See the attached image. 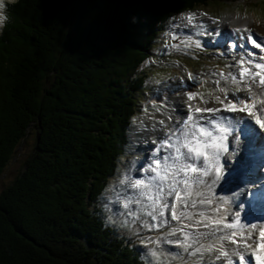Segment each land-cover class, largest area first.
Listing matches in <instances>:
<instances>
[{
	"label": "trees",
	"instance_id": "trees-1",
	"mask_svg": "<svg viewBox=\"0 0 264 264\" xmlns=\"http://www.w3.org/2000/svg\"><path fill=\"white\" fill-rule=\"evenodd\" d=\"M221 1L7 5L0 177L29 131L38 137L25 170L0 195V264H143L99 206L126 152L138 98L148 90L138 69L172 18Z\"/></svg>",
	"mask_w": 264,
	"mask_h": 264
},
{
	"label": "rangeland",
	"instance_id": "rangeland-1",
	"mask_svg": "<svg viewBox=\"0 0 264 264\" xmlns=\"http://www.w3.org/2000/svg\"><path fill=\"white\" fill-rule=\"evenodd\" d=\"M15 1L16 0H0V17L3 16L4 19H6L7 5L13 4ZM190 13L196 14V23L203 22L208 26L209 31L214 28L218 29L220 35L223 34L226 37L227 32H225L224 26L232 24L237 18L242 19V21L248 20L254 23L252 25L263 27L264 0H223L220 3H211L202 8H197L193 12H185L183 15ZM181 16L182 15L176 16L168 22L171 23L170 26L166 28L165 31L160 32L150 57L138 69L139 74L147 75V81L145 82L147 83L146 87H148V90L143 92L138 98V115L133 117L134 121L132 124L137 128L134 129L132 133L130 130V142H128L124 154L125 157L135 156L138 158V166L135 172L132 173V178L129 183L136 182L138 178L137 172L144 174L142 170H138L147 157L144 156V154L148 155L152 147L156 148V146L151 144L147 147L144 140L140 141L137 139L138 141H136L135 139V136L139 134H141V136H146L145 138L152 137L153 135L152 131L148 130L150 127V124H148V116L162 114L165 109H162V111L158 113L152 107V104L156 103L160 105L162 103L160 98L165 93L168 94V99L171 101V89L180 84L181 80L190 82V80H188L189 73L200 79L212 74H218L219 76L227 70V68L225 70L221 69L215 62L214 58H217L216 54L211 53V51H205L206 48L210 47L207 45V40L210 37L203 39L202 37L193 35L192 38H194V40L199 38L202 42L204 41L203 47L201 49H195L187 46L185 43L187 34L191 32L192 29L175 27L177 24L186 23V21H181ZM232 33L233 30L227 37H231ZM239 36H242V34ZM260 36L264 37L261 34ZM260 43H262V41ZM262 44L264 45V43ZM248 45H251V43H248ZM233 51L234 50H231L232 53H236ZM258 58L259 57H253L252 61L258 63L259 61H256ZM231 65L232 64H230V66ZM239 75L241 76V74ZM11 83L10 80L9 86ZM191 84H193L192 81ZM201 87L204 88V85L201 84ZM201 87H191L190 91H200ZM203 93L207 95L211 92L205 89ZM241 93L242 94H238L237 92L241 97L246 96L244 92ZM7 95L10 101V89L7 90ZM259 98L260 102L263 101L260 96ZM254 101L255 104L260 103L256 102V97H254ZM262 104L263 103H261V105ZM145 108H147V112L144 111ZM170 109L169 107L166 110L170 111ZM147 131H149L150 134H145ZM177 135H179L178 132ZM154 136L159 138L161 135ZM37 137V131L33 128L29 131L25 140L16 148L13 160L10 161L0 177V195L4 191L6 192L25 170L26 161L35 152ZM168 151L169 150H166V152ZM192 155L194 156L195 154ZM197 160H199L198 163H201V158ZM197 160H195V162ZM181 162L183 163V160ZM120 164L121 166L119 167L122 169L125 166V162L120 160L119 165ZM173 173H175L176 180L180 181V183L175 184V192L170 193V189L165 187L163 193L158 197L156 190L154 188L151 189L150 195L153 199H158L160 209L163 211V215H157L156 222H153L151 218H144L148 221L149 225H155V228H151V230L141 226V223L145 221L143 219V213H140L139 221L133 216L134 208L137 205L135 197L140 192L139 189H133L129 185L119 186L114 189L113 193L104 196L101 201H99V206L106 216L108 225L117 227L123 237L131 240L133 243L130 244H134V246L142 252L147 264H207L208 254L203 253V247H207L211 244L209 242L210 239L213 240L212 245L218 247L216 242L220 239L218 240L214 235L211 238L199 237L201 245L203 246L201 247V253L204 255L203 260L200 259L201 253L189 255L183 252L182 244H193V248L189 249L190 252H193L197 246L193 241L198 233H216L218 230L224 229V226L229 224L228 217L231 215L227 212V207L222 208L220 202L217 200L216 197L219 196L218 190L215 188L209 190V177L204 176L202 172L199 171L195 174L192 173L193 175L188 174V168H184L183 171L170 169L168 173L169 177H171ZM120 174L121 172L119 170L114 177L118 178ZM163 174L164 173L161 172V175ZM186 177H188L187 180H184ZM239 178L242 179V176H238L237 183H234L233 186L239 183ZM165 183L167 184L168 182L166 181ZM217 186L219 187V185ZM230 186H227L225 189L231 188ZM146 201L151 203V201H148L147 197ZM201 201H204V203H201ZM208 201H211V203ZM125 202H127V207H124ZM246 204V200L238 203L239 207L244 209L246 219L264 220L262 195L255 198L251 205L247 206ZM173 208L178 217L175 220L171 218L173 215ZM189 216H191V219L188 218ZM229 219L231 220L233 218L229 217ZM241 220H244L243 212L241 213ZM217 221H220V223H217ZM262 222L264 223V221ZM145 229L148 231H143ZM173 229H176L175 234L169 235ZM185 237H187V240H185ZM177 252H180L181 255L178 256ZM254 257L255 256L246 257V262L250 259L253 261L251 264H254L256 262Z\"/></svg>",
	"mask_w": 264,
	"mask_h": 264
},
{
	"label": "snow or ice",
	"instance_id": "snow-or-ice-1",
	"mask_svg": "<svg viewBox=\"0 0 264 264\" xmlns=\"http://www.w3.org/2000/svg\"><path fill=\"white\" fill-rule=\"evenodd\" d=\"M206 15V14H204ZM4 17H0L3 20ZM181 21H186L183 24H177L175 27L179 28H191L192 31L187 34V39L185 43L190 48L201 49L203 47V42L199 39L192 40V36L196 37L208 36L207 45L214 48H219L227 44L223 37L220 36L218 29L208 30V26L203 22L196 23V14L190 13L187 15H182L180 17ZM211 19V18H210ZM215 23V21H214ZM235 33L239 34L241 30L239 28L234 30ZM246 32L249 30H245ZM245 40H251V36L242 37L234 36L232 42L228 47V51L235 49L238 45L236 41H239V47L241 49L242 55L247 57V63H252L253 53L249 48L246 47ZM255 43V41H252ZM264 43V41H262ZM256 48H261V44L255 43ZM264 52V49H261ZM260 61H264V55L259 56ZM239 64L245 63V61H238ZM255 68L264 70V63H255ZM249 72L245 69V73ZM252 80L259 76V72L250 73ZM188 80L198 81V77H194L191 73L188 74ZM232 82H236V77L232 76ZM219 84V81H216ZM264 83V81H261ZM230 89L227 87H219L207 95L197 91H190L187 86L181 80V83L176 85L171 89L172 99L169 101L168 94L165 93L160 99L162 103L157 105L152 104V107L156 112H161L167 118L168 121L175 119L176 124L173 128H169L166 124L165 119L159 120L160 129H157L156 124L153 123L149 127V131H160L162 136H160L158 147L151 150V162L148 163L145 171H150L155 173L153 176L145 177L144 179L137 178L136 183H142L144 185L143 191H140L135 197L137 203L140 204V208L133 213V215H138V213H143L147 217H151L153 220L156 219L157 215H163V211L160 209L158 199H153L150 195L151 189H155L157 196L163 193L165 187H168L171 192L176 191L175 184L180 183L176 180L175 173L169 177L168 173L170 169H176L177 171H183L185 167L190 168L193 173L197 172V168L193 167L191 163H182L181 161H195L199 158H203L204 167L203 175L209 177L208 187L209 190L215 188L222 180L230 173H236L241 171L244 175L249 177L248 183L239 188L237 191L230 193V195H219L217 200L221 205L227 206L226 210L230 213L231 217L235 220V223H229L226 225L229 229H237L235 232H229L219 237L220 240L224 242L231 241L233 236L240 235L241 239H244V230L247 225L240 223L241 213L243 212L244 219L248 221L250 227H247L249 235L247 237L248 243L240 244L237 247H232L229 244L225 247L221 244L219 247H214L209 244L207 247L201 245L199 237L211 238L215 233H198L193 243L197 245L193 252L189 249L193 248V244L183 243L182 251L188 253L189 255H194L195 253H201V247H203V253H207V264H217L218 261H223L224 264H244L246 261V256L248 255V249L252 247V236L251 232L257 228V224L245 218V211L242 207L238 206V202L243 196L247 202V206L251 205L257 195H264V123L256 121L259 127L255 126V131L250 134L249 130L245 124L246 117H229L222 116L216 117L215 120L212 118L204 117L203 113H216L221 112V108L218 105L223 106V110L227 113H244L246 111L245 107H237L233 100H236L240 105H244L247 96L241 97L233 95L232 99H228ZM237 92L240 91L239 87L236 89ZM219 93V94H217ZM223 94V95H221ZM227 100V103L225 101ZM213 106L209 107L208 105ZM171 108L172 113H177V109L181 114H187L186 118H182L180 114L173 116L167 111V108ZM147 112V108L144 109ZM205 120L206 126H200V121ZM216 130L218 131V136H213V132L208 130V126L213 125L216 121ZM177 131L179 135H177ZM253 136L261 137L262 139H253ZM200 139L203 144L200 148L193 147L195 140ZM230 140V143H229ZM144 143H156V139L151 137L145 138ZM172 149L168 151L166 155H160L161 150L165 147ZM182 149H187L186 152H182ZM205 149L209 151H205ZM231 149V150H230ZM193 152L195 155L193 156ZM223 160V163L221 161ZM159 169V170H158ZM161 172L164 174L161 175ZM255 175L260 177L259 180H251V177ZM147 180V183L145 182ZM168 182L167 184L165 182ZM169 193V194H170ZM221 193H223L221 191ZM147 197L148 201L151 203H145L141 198ZM183 202V201H182ZM211 203V201H208ZM204 203V201H201ZM235 205V210H232V205ZM127 207V206H126ZM172 219L175 220L178 217L175 214V209L173 208ZM191 219V216L188 217ZM220 223V221H217ZM141 226L151 230L155 228V225H149L148 221L145 220L141 223ZM176 229H173L169 235H174ZM264 235V232L261 233ZM187 240V237H185ZM201 253L200 259H204V255ZM180 256L181 253L177 252ZM247 264H251V260L247 261Z\"/></svg>",
	"mask_w": 264,
	"mask_h": 264
},
{
	"label": "bare ground",
	"instance_id": "bare-ground-1",
	"mask_svg": "<svg viewBox=\"0 0 264 264\" xmlns=\"http://www.w3.org/2000/svg\"><path fill=\"white\" fill-rule=\"evenodd\" d=\"M252 24H254V23L250 22L248 20L242 21V19L237 18L236 20L233 21L232 24L225 25L224 28L226 30L225 32H227V36L230 35L232 30H233V32H235L234 30L237 28H239L241 30L239 35L242 34V37H247L250 35L251 40H245V42L247 44L246 47L251 48V51L254 53V57L257 58L259 50H258V48L255 47V43L261 44V46H263V49H264V45L262 43H260L261 41H264V37L260 36V34L264 36V25H263V27H260L259 25L256 26V25H252ZM245 30H249V31L246 32ZM237 35L238 34L236 33L235 36H237ZM252 41H255V43H253ZM236 43L239 45V41H236ZM248 43H251V45H248ZM256 61H259L258 63H264V61H260L259 58ZM245 69L249 70V72L247 74L245 73ZM251 72H259L260 73L259 76L255 77L256 81L254 80V82H257V84L259 85L260 88H264V83H261V81H264V70L255 68V62H253V61L250 64H246L245 68H243L242 71H240V74H241L240 77L243 79H245V78L249 79L251 82L252 81L251 80L252 77L250 75ZM242 82H243V80H242ZM217 94H219V93H217ZM238 94H242V93H238ZM238 94H237V92H229L228 99H232L233 95L239 96ZM221 95H223V94H221ZM225 103H227V100L225 101ZM233 103H236L238 108L239 107H245L246 111L244 113H227L226 111L223 110L222 105H218V107L221 108V112L216 113L215 115H213L212 113H203L201 115H203L204 117H207V118H212L214 120L216 117H222V116H229V117L244 116V117H246L245 124H246L247 128L250 129L251 126H253V124L255 123V120H257L260 116H263V114H264V109H263L264 104H262L263 106L261 105V103L255 104L254 101L252 99H250L249 97H248V99H246L244 105H240L236 100H233ZM208 106L211 107L213 105L209 104ZM169 113L172 114L173 116H175L176 114H180L182 116V118H186L185 116L187 115V114L179 113L178 109H177V113H172L171 109H170ZM160 119H165V122H166V124H168L169 128H173L176 124L175 119H173L172 121H168L167 118L163 115V113L162 114L149 115L148 116V124H150V126H151L153 123H155L157 129H160L161 125H159V123H158ZM261 121H262V123H264L263 117L261 118ZM217 123H219L218 120L213 125L208 126V130L213 132V136L219 135L218 131L216 130V124ZM200 126H206V121L201 120ZM136 128H137L136 126L132 125V130H134ZM152 133H153V135L151 138L156 139V143L155 144L147 143L146 144L147 147L150 144L157 147L158 146L157 144H159V139H158V137H156L154 135H157V136L161 135L162 136V134H163L160 131H154ZM145 134H150V133H149V131H147V132H145ZM178 134H179V132H178ZM140 136H141V134L136 135L135 138H138ZM253 138L254 139H262L261 137H258V136H253ZM229 143H230V140H229ZM202 144H203V141L200 139H197L194 141L193 147L200 148L202 146ZM166 150L171 151V149L166 146L165 149L161 150V154L166 155L168 153V152H166ZM181 151L186 152L187 149H182ZM205 151H209V150L205 149ZM145 156H149V153H148V155L145 154ZM222 161H221V163H222ZM187 162L189 163L190 161H187ZM194 163H195V161L192 164H194ZM201 163L204 164L202 157H201ZM198 167L201 168V166H198ZM190 173L192 174L193 172L190 171ZM239 173L240 172L237 171L235 174L238 175ZM238 176H240V175H238ZM238 176H237V178H238ZM259 179H261V178L257 177V176L251 177V180H253V181L259 180ZM248 180H249V177H245V178L242 177V179L239 178L238 179L239 183L236 184L238 187H236L235 185L233 186L234 182L228 183V185H226L223 188L224 190H223L222 195H229L230 193L237 191L239 188L245 186L248 183ZM230 185H232V186H230ZM227 186H230L231 188L225 189ZM232 189H236V190H232ZM224 191H225V193H224ZM262 196H264V195H262ZM256 197L258 198L259 195H257ZM241 199H245V198L242 196ZM233 206H234V204H233ZM252 222L257 224V228L251 232L252 241L254 243H252V247H250L248 249V255L246 257L255 256L254 258L256 259V262L254 260V262H255L254 264H264V235L261 234L262 232H264V223L260 220L258 222H255V221H252ZM230 223H235V221H232ZM240 223L243 225H247V227H250V225L248 224V221H246V222L244 221V222H240ZM247 227L244 230V239H241L240 235H236V236L232 237V240L235 241V244H232L231 241L224 242L223 240H219L216 242L217 246L219 247L221 244H224L225 247H227L229 244H231L232 247H237L240 244L248 243L247 237L249 235V232L247 230ZM235 231H237V229H235V228L229 229L228 227H225L217 235L219 237V236H222V235L227 234L229 232H235ZM218 262L219 263H217V264H224V262L222 260L218 261ZM233 263H235V260L233 261ZM251 263H253V261H251ZM244 264H247V262Z\"/></svg>",
	"mask_w": 264,
	"mask_h": 264
},
{
	"label": "clouds",
	"instance_id": "clouds-1",
	"mask_svg": "<svg viewBox=\"0 0 264 264\" xmlns=\"http://www.w3.org/2000/svg\"><path fill=\"white\" fill-rule=\"evenodd\" d=\"M6 19L0 20V30L3 29L5 26ZM120 160L122 162H125V166L120 170L121 174L120 176L112 178V181L105 186V189L103 191V195L108 196V194L113 193L114 189L122 186V185H129L133 189H139L140 191H143L144 185L142 183L138 184L136 182H131L132 173L135 172L137 166H138V158L135 156L120 157ZM110 198V197H109ZM127 206V202L124 203V207Z\"/></svg>",
	"mask_w": 264,
	"mask_h": 264
}]
</instances>
